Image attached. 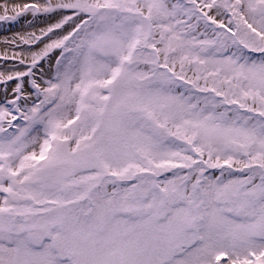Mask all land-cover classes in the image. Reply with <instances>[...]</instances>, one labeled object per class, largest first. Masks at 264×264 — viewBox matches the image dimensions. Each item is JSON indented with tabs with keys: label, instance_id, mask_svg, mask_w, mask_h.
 <instances>
[{
	"label": "snow or ice",
	"instance_id": "6c2138e0",
	"mask_svg": "<svg viewBox=\"0 0 264 264\" xmlns=\"http://www.w3.org/2000/svg\"><path fill=\"white\" fill-rule=\"evenodd\" d=\"M0 8V264H264V0Z\"/></svg>",
	"mask_w": 264,
	"mask_h": 264
},
{
	"label": "bare ground",
	"instance_id": "6f19581e",
	"mask_svg": "<svg viewBox=\"0 0 264 264\" xmlns=\"http://www.w3.org/2000/svg\"><path fill=\"white\" fill-rule=\"evenodd\" d=\"M5 0H0V4H3ZM9 6L11 7L12 3H22L23 0H7ZM0 14H2V8H0ZM30 16L21 18L18 22L11 24H4L0 22V41L5 38L11 39L17 33L24 34L33 30L38 29L41 24H29ZM0 51H3V44H0Z\"/></svg>",
	"mask_w": 264,
	"mask_h": 264
}]
</instances>
